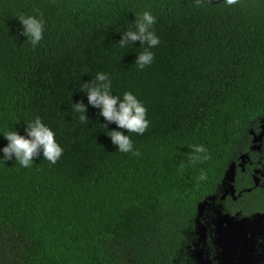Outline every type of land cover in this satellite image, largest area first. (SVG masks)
I'll list each match as a JSON object with an SVG mask.
<instances>
[{"label":"trees","instance_id":"obj_1","mask_svg":"<svg viewBox=\"0 0 264 264\" xmlns=\"http://www.w3.org/2000/svg\"><path fill=\"white\" fill-rule=\"evenodd\" d=\"M145 11L160 44L121 48ZM20 14L45 21L35 47ZM99 72L147 109L132 152L117 151L108 130L128 133L98 109L84 122L74 110ZM36 117L63 155L28 168L0 159V264H193L201 202L264 123V0H0V149Z\"/></svg>","mask_w":264,"mask_h":264},{"label":"clouds","instance_id":"obj_2","mask_svg":"<svg viewBox=\"0 0 264 264\" xmlns=\"http://www.w3.org/2000/svg\"><path fill=\"white\" fill-rule=\"evenodd\" d=\"M231 5L235 0H225ZM136 22L129 26L126 32H122L121 39L118 42L121 48L128 45H135L140 42L141 47L147 45V49L157 47L160 39L152 30V26L156 23V18L148 11L135 15ZM18 20L23 29V36L26 42L32 46H37L44 38L45 21L42 16L20 14ZM145 50L137 54L135 65L143 70L146 66L151 65L154 54L150 50ZM81 90L87 97L88 104L83 102L74 104V110L82 113L81 122L88 120V106H92L99 110V115L103 117L107 125L115 124L117 129L125 130H108V136L111 142L116 146L117 151L128 153L133 151V143L129 133L143 135L149 127L147 119V109L143 103L132 93L125 92L121 98L112 92V80L106 73L99 72L96 76L84 82ZM24 134L21 135L17 130L8 131L2 136L7 140V145L0 149V159L15 161L23 168H28L34 163V158L41 155L44 160L55 164L63 155V148L57 142L54 131L42 122L40 117H36L31 121L25 122ZM193 151L196 155L192 156V162L195 163L201 159L199 154L206 153V149L201 146H194ZM138 155V153H135ZM206 158V156L204 157ZM199 179L206 180L205 174H201Z\"/></svg>","mask_w":264,"mask_h":264},{"label":"flooded vegetation","instance_id":"obj_3","mask_svg":"<svg viewBox=\"0 0 264 264\" xmlns=\"http://www.w3.org/2000/svg\"><path fill=\"white\" fill-rule=\"evenodd\" d=\"M251 134L248 151L199 206L187 245L193 264H199L198 252L208 264H264V123ZM221 231L227 234L224 253L216 245Z\"/></svg>","mask_w":264,"mask_h":264},{"label":"rangeland","instance_id":"obj_4","mask_svg":"<svg viewBox=\"0 0 264 264\" xmlns=\"http://www.w3.org/2000/svg\"><path fill=\"white\" fill-rule=\"evenodd\" d=\"M227 234H224L222 231L218 233V238H217V242H216V245L219 246L224 253V246H225V243H226V237ZM230 246V245H229ZM229 246L227 247V249H225V254L226 255H230L231 253V250L228 249ZM197 256V259L199 260V264H208L207 261L204 260L203 258V252H198V254L196 255Z\"/></svg>","mask_w":264,"mask_h":264}]
</instances>
